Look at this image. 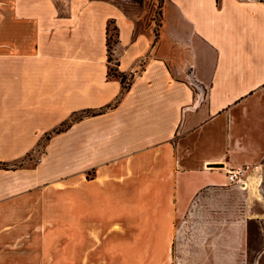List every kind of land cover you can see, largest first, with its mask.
Segmentation results:
<instances>
[{"label": "crops", "instance_id": "0c3cea01", "mask_svg": "<svg viewBox=\"0 0 264 264\" xmlns=\"http://www.w3.org/2000/svg\"><path fill=\"white\" fill-rule=\"evenodd\" d=\"M66 123L0 167V264H31L39 168L84 176L80 223L89 194L125 264L132 236L153 264H264V0H0V164Z\"/></svg>", "mask_w": 264, "mask_h": 264}, {"label": "rangeland", "instance_id": "374dc122", "mask_svg": "<svg viewBox=\"0 0 264 264\" xmlns=\"http://www.w3.org/2000/svg\"><path fill=\"white\" fill-rule=\"evenodd\" d=\"M141 2L142 0H135ZM111 43L116 40V33L110 25ZM80 115L73 118L79 119ZM68 124L46 134L34 149L27 155L18 157L11 163H2L5 170L24 167L36 169L46 162V146L58 131L66 129ZM45 171L39 168V184L23 190V195L30 197L31 202L25 206L24 260L31 264H111L119 259V264L127 262L128 252L121 247L125 245L113 242L111 235L95 233L94 218L89 210L80 223L79 188L84 186V176L77 172L67 177L49 180ZM93 178L92 175L88 179ZM85 211V210H84ZM82 228H81V227ZM134 249L129 252L130 264H153L147 259V252L137 248L139 236H132ZM118 248V251L113 248ZM136 249V250H135Z\"/></svg>", "mask_w": 264, "mask_h": 264}, {"label": "built area", "instance_id": "2783aa9c", "mask_svg": "<svg viewBox=\"0 0 264 264\" xmlns=\"http://www.w3.org/2000/svg\"><path fill=\"white\" fill-rule=\"evenodd\" d=\"M243 178H244V170L243 169L230 172V174L228 175V179L230 181L236 182V183L243 182Z\"/></svg>", "mask_w": 264, "mask_h": 264}, {"label": "trees", "instance_id": "16d2710c", "mask_svg": "<svg viewBox=\"0 0 264 264\" xmlns=\"http://www.w3.org/2000/svg\"><path fill=\"white\" fill-rule=\"evenodd\" d=\"M114 30H116V29L114 28ZM109 48H110V52H111V46ZM110 60H112L111 56H110ZM109 75L112 76V77H120L121 80H122V83L127 87V81H126V77L125 76L119 75L118 73H116L114 71V69L110 70ZM100 113L101 112H88V114H93V115H97V114H100ZM76 120H78V119H76ZM67 128H68V126L66 127V129ZM60 132H62V131H58V133H60Z\"/></svg>", "mask_w": 264, "mask_h": 264}, {"label": "bare ground", "instance_id": "6f19581e", "mask_svg": "<svg viewBox=\"0 0 264 264\" xmlns=\"http://www.w3.org/2000/svg\"><path fill=\"white\" fill-rule=\"evenodd\" d=\"M253 179V178H252Z\"/></svg>", "mask_w": 264, "mask_h": 264}]
</instances>
